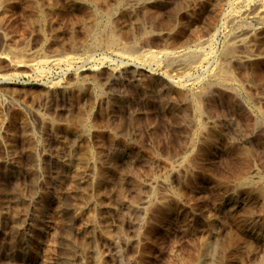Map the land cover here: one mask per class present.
Wrapping results in <instances>:
<instances>
[{
  "label": "rangeland",
  "instance_id": "rangeland-1",
  "mask_svg": "<svg viewBox=\"0 0 264 264\" xmlns=\"http://www.w3.org/2000/svg\"><path fill=\"white\" fill-rule=\"evenodd\" d=\"M0 264H264V0H0Z\"/></svg>",
  "mask_w": 264,
  "mask_h": 264
},
{
  "label": "bare ground",
  "instance_id": "bare-ground-1",
  "mask_svg": "<svg viewBox=\"0 0 264 264\" xmlns=\"http://www.w3.org/2000/svg\"><path fill=\"white\" fill-rule=\"evenodd\" d=\"M97 16H98V15H97ZM262 17H263V16H262ZM96 26L98 27V25H96ZM99 27H100V26H99ZM101 29H102V28H101ZM97 33H98V32H97ZM100 35H101V34H100ZM115 37H116V36H115ZM91 40H92V38H91ZM111 43H112V41H111ZM89 44H90V43H89ZM91 44H92V43H91ZM121 44H122V43H121ZM122 45H123V44H122ZM125 45H126V43H125ZM126 46H128V45H126ZM118 47H119V46H118ZM118 47H117V48H118ZM123 47H125V46H123ZM89 48H90V47H89ZM119 49H120V48H119ZM132 49H133V48H132ZM135 49H136V48H135ZM88 50H90V49H88ZM130 51H131V48H130ZM123 52H124V51H123ZM128 53H129V52H128ZM122 54H123V53H122ZM132 54H133V53H132ZM147 54H148V53H147ZM133 55H135V53H134ZM136 55H138V54H136ZM136 55H135V56H136ZM145 55H146V54H145ZM42 56H43V55H42ZM189 56H190V55H189ZM194 56H195V55H193V59L195 60V57H194ZM130 57H131V56H130ZM133 57H134V56H133ZM138 57H139V56H138ZM138 57H137V58H138ZM144 57H145V59H146V57H147V58H148V57H152V55H148V56H144ZM144 57H143V58H144ZM39 58H40V57H39ZM185 58H186V57H185ZM191 58H192V56L189 57L188 60H191ZM139 59H140V58H139ZM151 59H152V58H151ZM196 59H197V57H196ZM146 60H147V59H146ZM149 61H150V60H149ZM186 61H187V60H186ZM37 62H38V61H37ZM189 62L191 63L192 60L189 61ZM187 63H188V62H187ZM195 63H196V62H195ZM193 64H194V63H193ZM221 64H222V63H221ZM189 65H190V64H189ZM191 65H192V64H191ZM186 66H187V65H186ZM222 66H223V64L221 65V67H222ZM226 66H227V65H226ZM226 66H225V67L223 66L222 68L226 69ZM33 68H35V67H33ZM184 68H186V67H184ZM187 68H188V67H187ZM181 72H183V70H182ZM216 73H217V72H216ZM225 73H226V72H225ZM221 76H222V75H221ZM228 78H230V77H228ZM215 80H216V79H215ZM223 81H224V80H222L221 82H223ZM228 81H232V80L229 79ZM228 81H227V82H228ZM225 85H226V84H225ZM227 85H228V84H227ZM230 85H231V84H230ZM197 93H198V91H197ZM192 94H193V93H192ZM198 94H199V93H198ZM199 95H200V94H199ZM195 98H196V100H198V99L200 100L202 97L200 98V96H199L198 98H197V97H195ZM196 100H195V101H196ZM195 101H194V102H195ZM194 102H193V103H194ZM199 103H200V102H199ZM193 105H194V104H193ZM195 108H196V107H195ZM69 263H70V262H69Z\"/></svg>",
  "mask_w": 264,
  "mask_h": 264
}]
</instances>
